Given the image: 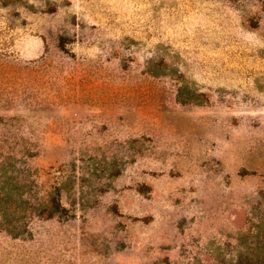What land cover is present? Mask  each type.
I'll list each match as a JSON object with an SVG mask.
<instances>
[{"label": "rangeland", "instance_id": "rangeland-1", "mask_svg": "<svg viewBox=\"0 0 264 264\" xmlns=\"http://www.w3.org/2000/svg\"><path fill=\"white\" fill-rule=\"evenodd\" d=\"M154 263L264 264V0H0V264Z\"/></svg>", "mask_w": 264, "mask_h": 264}, {"label": "trees", "instance_id": "trees-1", "mask_svg": "<svg viewBox=\"0 0 264 264\" xmlns=\"http://www.w3.org/2000/svg\"><path fill=\"white\" fill-rule=\"evenodd\" d=\"M62 190L61 187L58 186L56 187L53 191H51L50 195L43 200L42 202L39 203V207L36 208L37 211L36 215L39 217H44V218H53L55 216H64L67 214V208L64 206L62 202ZM5 214L9 215V210H12L13 206H9V210L4 207ZM154 264H159V263H154Z\"/></svg>", "mask_w": 264, "mask_h": 264}]
</instances>
